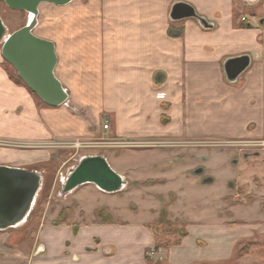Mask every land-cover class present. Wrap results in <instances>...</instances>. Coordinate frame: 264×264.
I'll return each instance as SVG.
<instances>
[{
  "label": "crops",
  "instance_id": "1",
  "mask_svg": "<svg viewBox=\"0 0 264 264\" xmlns=\"http://www.w3.org/2000/svg\"><path fill=\"white\" fill-rule=\"evenodd\" d=\"M180 2L192 5L212 27L195 19L171 24L172 7ZM87 9V16L67 30L60 27L53 42L55 75L70 93V106L93 120L65 105L48 106L23 81L12 80L0 46V166L34 170L50 160L51 146L88 141L90 125L99 123L94 113L102 109L122 124L149 130L120 132L122 137L158 134L162 102L169 104L168 132L175 135L202 127V114L213 100L232 137H264V0H89ZM65 32L73 39L62 45ZM243 55L250 57V67L231 84L224 62ZM150 117L152 130L146 128ZM55 219L47 216L36 232L25 235L34 239L27 249H22L21 231L0 232V264H147L145 250L153 240L142 227L146 223L127 228L90 221L78 227L71 220L55 225ZM224 232L222 225L195 237L189 232L179 246L160 254L166 253L167 264H193L200 253L203 263L230 259L241 236ZM135 240H140L139 253L128 249ZM200 241L209 243L202 248ZM226 243L228 255L223 254ZM39 248L44 252L36 256ZM134 254L140 261L130 259Z\"/></svg>",
  "mask_w": 264,
  "mask_h": 264
},
{
  "label": "rangeland",
  "instance_id": "2",
  "mask_svg": "<svg viewBox=\"0 0 264 264\" xmlns=\"http://www.w3.org/2000/svg\"><path fill=\"white\" fill-rule=\"evenodd\" d=\"M88 5L89 0H74L64 7L42 4L34 33L56 43L60 27L67 30L77 23L79 16H87ZM0 15L11 33L23 28L29 17L26 12L9 9L3 0ZM72 39L73 33L65 32L61 44ZM7 67L16 76L13 67L10 64ZM209 102L202 114V127L194 123L198 128L184 129V135L168 132L171 119L166 113L169 104L165 102L161 104L159 133L137 138L122 137L119 133L149 130L122 124L117 115L103 109L94 113L99 123L90 125L92 135L88 141L81 140L87 144L85 147L51 146L50 160L32 168L44 173V188L28 225L7 231L15 230L14 234L21 231L24 239L27 233L36 232L47 216H55V225L71 220L80 227L90 221L100 223L99 213L102 219H111L112 224L127 228L146 223L142 227L153 240V246L145 250L146 263L167 264L168 250L179 246L189 232L195 237L207 227L222 225L225 235L241 236L233 251L231 248L233 255L218 263H203L200 253L196 258L199 261L193 264H264V137H247L246 133L232 137L231 128L223 124L229 121L218 115L219 107L213 100ZM75 114L93 120L91 114L82 111ZM153 121L150 117L146 128L152 130ZM75 142L78 140L70 143ZM87 156H104L117 173L129 175L124 191L106 194L88 184L60 197L61 176H67L78 159ZM200 169L203 173L197 174ZM32 241L26 237L21 242L22 249H27ZM208 243L198 244L205 248ZM139 244L140 240H135L128 249L139 253ZM114 250L117 253L118 247ZM229 250L226 243L223 254L228 255ZM130 259L140 261V254Z\"/></svg>",
  "mask_w": 264,
  "mask_h": 264
},
{
  "label": "water",
  "instance_id": "3",
  "mask_svg": "<svg viewBox=\"0 0 264 264\" xmlns=\"http://www.w3.org/2000/svg\"><path fill=\"white\" fill-rule=\"evenodd\" d=\"M74 0H4L13 11L28 14L27 24L11 33L0 15V46L4 60L18 73L22 81L48 106L60 107L69 101L70 93L57 79L56 44L34 34L38 26L40 6L52 4L64 7ZM170 19L178 22L195 19L204 28L212 24L200 16L188 3H176ZM264 24V21L262 22ZM179 33V32H178ZM248 55L229 58L223 69L229 83L235 84L249 69ZM197 174L203 173L200 169ZM63 186L60 197H66L85 185H94L106 194H118L127 187L125 178L117 173L104 156H87L78 159V166L60 178ZM210 183L211 181L208 180ZM45 185L44 173L38 170L0 166V232L26 226L32 216ZM44 252L39 248L36 256Z\"/></svg>",
  "mask_w": 264,
  "mask_h": 264
},
{
  "label": "built area",
  "instance_id": "4",
  "mask_svg": "<svg viewBox=\"0 0 264 264\" xmlns=\"http://www.w3.org/2000/svg\"><path fill=\"white\" fill-rule=\"evenodd\" d=\"M243 21H246V19L243 18ZM64 105L67 108H70L72 112H74V113L77 112L78 113V110H76L75 108H73L72 106H70V102L69 101L66 102ZM106 129H109V125H106ZM62 145L65 146V147L72 148V147H80V146H84L85 147L87 144L84 143V142H82V141H78V142H75V143H66V144H62Z\"/></svg>",
  "mask_w": 264,
  "mask_h": 264
},
{
  "label": "trees",
  "instance_id": "5",
  "mask_svg": "<svg viewBox=\"0 0 264 264\" xmlns=\"http://www.w3.org/2000/svg\"><path fill=\"white\" fill-rule=\"evenodd\" d=\"M4 1V0H3ZM181 34V32H179L178 33V35H180ZM14 69V68H13ZM15 71V70H14ZM9 74H10V71H9ZM15 75L16 76H14L13 74H10V77L12 78V80H14L16 83H18V84H21L22 83V79L19 77V75H18V73L15 71ZM98 219H99V221L101 222V223H111V219H108V221L107 220H104V219H102L103 217H101V215L98 213Z\"/></svg>",
  "mask_w": 264,
  "mask_h": 264
},
{
  "label": "flooded vegetation",
  "instance_id": "6",
  "mask_svg": "<svg viewBox=\"0 0 264 264\" xmlns=\"http://www.w3.org/2000/svg\"><path fill=\"white\" fill-rule=\"evenodd\" d=\"M77 166H78V163H77ZM73 169V168H72Z\"/></svg>",
  "mask_w": 264,
  "mask_h": 264
}]
</instances>
